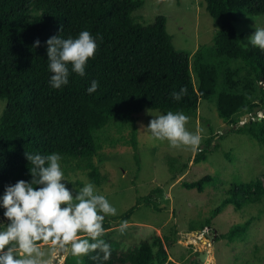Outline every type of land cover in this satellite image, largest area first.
Listing matches in <instances>:
<instances>
[{"label": "trees", "instance_id": "16d2710c", "mask_svg": "<svg viewBox=\"0 0 264 264\" xmlns=\"http://www.w3.org/2000/svg\"><path fill=\"white\" fill-rule=\"evenodd\" d=\"M204 3L220 29L211 46L197 50L191 66L189 56L175 50L165 31L164 17H157L150 27L136 23L132 15L143 7L142 0H0V100L6 101L0 118V194L5 185L31 180V165L25 153L37 151L59 152L64 164H77L76 168L68 167L67 172L83 170L88 181L99 187L94 134L117 120L130 128V142L137 150L134 116L144 110L180 111L191 119L197 117L200 100L215 101L218 116L230 125H237L255 108L263 110L264 51L243 48L234 23L240 16H264V0ZM82 30L101 38L94 57L88 61L86 75L72 73L67 86L52 89L48 84L45 41L58 34L75 37ZM36 40L40 45L33 47ZM92 80H98L99 87L89 95L86 89ZM180 87H187L188 93L181 101H173L170 93ZM232 132L264 145V118L244 123ZM205 160L206 151L201 150L194 164ZM186 168L183 165L181 171ZM213 181L211 176H205L197 182L184 183L183 188L203 193ZM74 185L83 187L80 181ZM263 198L260 181L235 183L227 198L213 210L207 225L228 205L241 210ZM135 209L121 219L127 221ZM2 213L0 209L3 218ZM108 222L105 218V230ZM250 223L233 227L219 240L243 241ZM103 238L112 246L106 264L167 262V253L157 236L134 249H125L107 236ZM82 264L94 262L85 256Z\"/></svg>", "mask_w": 264, "mask_h": 264}, {"label": "rangeland", "instance_id": "374dc122", "mask_svg": "<svg viewBox=\"0 0 264 264\" xmlns=\"http://www.w3.org/2000/svg\"><path fill=\"white\" fill-rule=\"evenodd\" d=\"M142 1L143 7L132 15L136 23L150 27L157 17H164L165 31L171 36L175 50L187 54L191 66L197 50L211 46L220 29L219 22L206 12L204 0ZM255 26L264 27V16H240L234 23L243 48L245 45L251 48L247 38L254 33ZM192 78L197 86L193 73ZM0 104L6 101L0 100ZM157 113L161 112L144 110L134 116L137 150L130 142V128L117 120L94 134L97 146L94 164L101 182L96 188L118 212L115 217H106L109 228L104 236L125 249H134L157 236L167 253L165 264H264V198L246 204L241 210L228 205L207 225L213 210L227 198L233 184L260 181L264 186V145L232 132L243 125L241 118L237 125H230L218 116L215 101L200 100L197 117L188 119L185 127L190 132H200L201 145L196 150L187 146L172 148L167 141L151 140L144 130L153 119L150 114ZM259 115L264 116V109ZM201 150L206 151V160L194 164ZM76 165L61 161L66 180L62 182L78 191L74 184L78 181L84 184L88 179L83 170L73 174L66 171ZM183 165L187 168L181 171ZM205 176L214 178V183L203 193L183 188L184 183L197 182ZM133 207L136 209L125 221L122 234L121 216ZM246 222L251 223L243 241L219 240L221 235ZM41 246L53 247L50 243ZM203 253L207 254V260L199 262L198 257ZM84 259L85 256L77 258L64 251L57 255L55 264H82Z\"/></svg>", "mask_w": 264, "mask_h": 264}, {"label": "clouds", "instance_id": "9594fccd", "mask_svg": "<svg viewBox=\"0 0 264 264\" xmlns=\"http://www.w3.org/2000/svg\"><path fill=\"white\" fill-rule=\"evenodd\" d=\"M99 39L88 30L80 31L75 37L65 38L58 34L48 38L45 44L49 86L62 89L69 84L72 73L84 77ZM247 39L251 47L264 51V27L255 26L254 33ZM39 45L40 41L36 40L33 47ZM98 87L99 81L92 80L87 94L96 92ZM187 93V87H180L170 96L179 102ZM4 107L6 104H0V115ZM150 115L153 119L144 130L151 140L167 141L172 148L187 146L196 150L201 145L200 132L193 133L185 127L189 118L183 112ZM25 158L31 165V180L5 185L0 194V209L3 210L0 264H55L57 255L64 251L77 258L88 256L94 264H106L112 255V246L103 238L104 222L106 217L118 215L117 208L93 182H85L78 191L62 182L66 180L59 152H29L25 153ZM125 228L126 222L121 221L122 234ZM42 243H50L53 247L43 248Z\"/></svg>", "mask_w": 264, "mask_h": 264}, {"label": "water", "instance_id": "95a60500", "mask_svg": "<svg viewBox=\"0 0 264 264\" xmlns=\"http://www.w3.org/2000/svg\"><path fill=\"white\" fill-rule=\"evenodd\" d=\"M261 110L262 109L260 107L255 108L252 111V113L246 114L243 117H241V121H243L244 123H250L251 121H253V122L261 121L264 118V116L259 115ZM206 260H207V254L206 253L200 254V256L198 257L199 262H206Z\"/></svg>", "mask_w": 264, "mask_h": 264}]
</instances>
